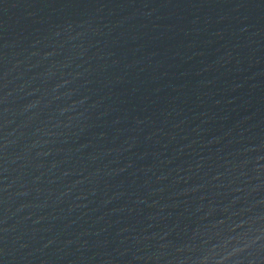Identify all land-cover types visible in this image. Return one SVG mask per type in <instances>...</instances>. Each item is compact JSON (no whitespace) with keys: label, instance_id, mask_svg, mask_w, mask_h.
<instances>
[{"label":"water","instance_id":"95a60500","mask_svg":"<svg viewBox=\"0 0 264 264\" xmlns=\"http://www.w3.org/2000/svg\"><path fill=\"white\" fill-rule=\"evenodd\" d=\"M0 264H264V0H0Z\"/></svg>","mask_w":264,"mask_h":264}]
</instances>
